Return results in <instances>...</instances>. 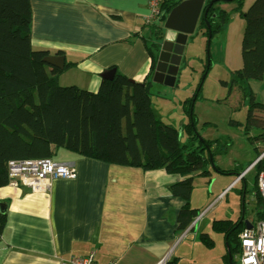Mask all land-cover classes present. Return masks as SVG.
<instances>
[{"label": "crops", "instance_id": "0c3cea01", "mask_svg": "<svg viewBox=\"0 0 264 264\" xmlns=\"http://www.w3.org/2000/svg\"><path fill=\"white\" fill-rule=\"evenodd\" d=\"M178 1L176 5L183 0ZM31 4L34 48L64 56L60 81L63 74L75 69L81 75L79 80L84 79L88 86L83 89L93 92L101 85V73L114 67L135 81L147 78L152 69V57L144 39L150 37L155 23L164 27L171 11L165 13L162 22L160 18L150 22L151 0H31ZM218 6L233 12L225 4ZM245 7L246 3L244 10ZM202 17L203 14L194 34L200 30ZM67 63L73 65L65 69ZM179 83L180 80L178 86ZM253 83L254 88L264 86V77ZM250 85L252 87V80ZM164 86L178 87L176 84ZM255 98L264 104V95L262 99L256 91ZM256 110L264 112V109ZM238 124L233 123L237 127ZM258 129L263 131L261 127ZM204 138L216 142L213 149L215 156H220L223 151H218V138ZM256 149L262 151L259 146ZM69 154L71 158L64 162L76 166V178H55L43 190H33L28 185L0 187V202L7 204L8 218L0 236V264H61L73 255L85 256L92 252L99 264H167L172 260L175 264H228L229 237L224 232L218 231L225 235L228 252L215 255L210 252L215 246H209L214 241L203 229L195 228L197 216L186 229H179V215L186 201L173 195L171 188L185 176L169 173L165 168L144 170L72 151ZM252 162L245 169L236 163L232 168L223 167L225 172L221 173L233 179L217 195V199L223 198L232 185L243 184L240 215L231 221L241 222L244 228L246 221L253 225L261 219L260 212L264 211L255 182L252 199L248 197L251 192L247 176L254 169L236 180ZM211 166L209 175H201L200 171L192 175L209 178ZM251 200L252 214L247 213ZM190 201L193 207L192 196ZM235 252L233 259L238 255Z\"/></svg>", "mask_w": 264, "mask_h": 264}, {"label": "trees", "instance_id": "16d2710c", "mask_svg": "<svg viewBox=\"0 0 264 264\" xmlns=\"http://www.w3.org/2000/svg\"><path fill=\"white\" fill-rule=\"evenodd\" d=\"M234 1L236 11L245 19V30L242 67L233 72V82L240 83L244 98L250 101L246 131L253 125L261 127L259 137H253L264 140V123L257 124L254 114L256 109H264V104L256 101L250 85L251 80L264 77V0H255L247 10L245 0ZM178 2L166 0L162 11L169 12ZM219 2L213 4L207 15L213 35L224 30L230 21L231 13L220 9ZM32 18L31 0H0V187L9 184L11 160L55 158L59 149L144 170L165 168L169 173L186 177L171 188L173 195L186 201L179 215V229H186L198 215L190 201L194 189L192 174L197 171L201 175L210 174V155L216 154L213 149L216 142L199 138L196 132L194 99L199 97L202 81L194 95L183 102L190 117L183 127L187 133L185 143L181 141L180 129L164 123L153 112L150 89L163 25L155 23L150 37L144 39L152 57V69L144 81H135L117 71L112 79L103 78L98 91L93 92L76 85H61L64 70L54 66L51 69L45 60L49 51L32 45ZM160 19L161 22L165 19V13ZM200 29L209 35L204 16ZM187 63L184 58L181 73ZM71 65L67 63L65 69ZM178 82L179 78L177 86ZM260 154L257 152V157ZM252 169L257 185L258 174L264 170V158ZM257 196L263 203L258 188ZM260 214L263 218L264 211ZM7 220V213L0 211V236ZM243 228L239 221L214 222V229L229 237L232 254L240 249L238 235ZM226 260L230 264L229 255Z\"/></svg>", "mask_w": 264, "mask_h": 264}, {"label": "rangeland", "instance_id": "374dc122", "mask_svg": "<svg viewBox=\"0 0 264 264\" xmlns=\"http://www.w3.org/2000/svg\"><path fill=\"white\" fill-rule=\"evenodd\" d=\"M254 1L245 0V10ZM219 3L225 4L233 10L230 21L224 30L213 35L210 46H208V35L202 33L201 29L198 30L190 37L185 49L184 58L190 60V63L186 65L179 76L180 85L173 89L160 83H154L150 91L155 116L164 123L180 129L181 141L185 143L187 133L183 127L189 122L190 117L184 109L183 102L186 98L193 96L202 81V90L194 107L197 119L196 132L200 134L199 138H218V151L223 152L219 153L220 156L213 157L215 166H220L219 170L211 166V177L197 175L194 178L192 205L198 207L195 228L203 229L204 234L214 241V244L209 245L210 248L215 246L210 249V252L213 251L215 255H226L228 247H226L225 235L214 229V222L223 219L234 221L238 219L243 184L232 185L223 198L217 199L218 193L233 179L229 175L222 174L221 169L223 167L232 168L235 163L245 169L257 157L256 147L259 146L261 152L264 151V140L255 138L262 133L258 126L253 125L250 131H246L245 123L250 109V101L244 98L240 83L233 82V72L242 66L245 19L236 11V1H220ZM80 76L78 71L70 69L61 76V85L88 87L84 79L79 80ZM259 80L261 79L252 80L251 88L255 95L257 91L263 99L264 86L261 84L254 88L253 82ZM256 112L258 111L256 110ZM256 118L257 124L264 123V112H258ZM231 121L233 123L240 122L242 125L237 127ZM250 135H252V140L249 138ZM55 158L66 161L71 158V155L69 151L61 149ZM229 171L226 170V172ZM254 178L255 170H250L247 176L248 189L251 192L248 195L249 199H252ZM251 211L252 200L251 204L247 205V213ZM231 244L235 245L233 239ZM234 264H239L236 257Z\"/></svg>", "mask_w": 264, "mask_h": 264}, {"label": "built area", "instance_id": "2783aa9c", "mask_svg": "<svg viewBox=\"0 0 264 264\" xmlns=\"http://www.w3.org/2000/svg\"><path fill=\"white\" fill-rule=\"evenodd\" d=\"M166 0H151V13L149 21L157 20L166 13L162 11V4ZM264 158V151L255 161L242 172L237 181L244 178L245 174L261 159ZM9 184L14 186L28 185L33 190H43L55 178H76L77 168L74 164L56 160L55 158H36L25 160H11L8 163ZM257 188L264 203V170L260 171L257 177ZM239 252L237 260L239 264H264V217L255 224L242 229L239 233ZM61 264H99L92 252L85 256L73 255L61 261ZM115 264V263H112Z\"/></svg>", "mask_w": 264, "mask_h": 264}, {"label": "water", "instance_id": "95a60500", "mask_svg": "<svg viewBox=\"0 0 264 264\" xmlns=\"http://www.w3.org/2000/svg\"><path fill=\"white\" fill-rule=\"evenodd\" d=\"M219 1L234 0H183L173 7L164 23V33L160 45V51L156 68L153 75V82L164 84L166 86H175L177 79L181 74L182 62L187 46L188 38L194 34L201 15L206 18L209 29L208 46H210L213 32L210 22L207 19L209 9L214 3ZM46 62L54 67L64 68L65 57L58 54H49L45 58ZM117 73V68H111L103 73L101 77L112 79ZM210 161L215 167L213 156L210 155ZM7 204L0 202V211L6 212ZM244 212V208H243ZM243 221V219H242ZM248 227L252 226L248 221L245 222ZM230 264H232L233 255L229 249Z\"/></svg>", "mask_w": 264, "mask_h": 264}, {"label": "flooded vegetation", "instance_id": "af4514ba", "mask_svg": "<svg viewBox=\"0 0 264 264\" xmlns=\"http://www.w3.org/2000/svg\"><path fill=\"white\" fill-rule=\"evenodd\" d=\"M209 10H210V9H209ZM213 16H216V15H213ZM235 251H236V252H235V253H236L235 255H237V253H238L237 251H238V250H235Z\"/></svg>", "mask_w": 264, "mask_h": 264}]
</instances>
